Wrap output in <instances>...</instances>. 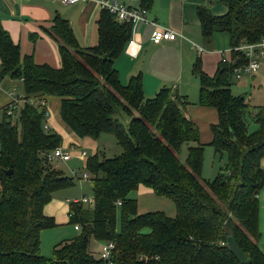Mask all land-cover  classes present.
<instances>
[{
  "label": "trees",
  "instance_id": "obj_1",
  "mask_svg": "<svg viewBox=\"0 0 264 264\" xmlns=\"http://www.w3.org/2000/svg\"><path fill=\"white\" fill-rule=\"evenodd\" d=\"M136 2L145 12L152 4ZM222 2L226 12L219 16L204 6L196 8L205 48L215 32H225L231 47L264 35V0ZM131 27L99 9L97 41L81 48L68 22L54 15L51 25L42 28L58 46L60 67L52 68L34 63L31 55H20L0 25V82L20 81L26 95L58 98L60 119L77 137L96 140L108 134L120 148L111 157L96 151L86 158L92 199L68 201L67 224L76 225L77 234L55 244L51 257H45L40 232L56 223L43 208L55 191L72 186L75 179L47 160V154L61 146V138L43 129L45 106L23 97L20 104L3 107L0 264H105L98 257L101 243L112 244L110 264H264V246L258 245L264 98L262 104L252 105L230 90L232 70L245 59L231 50V61L220 60L212 76L202 71L199 57L193 61L198 106L216 113L208 145L225 156L219 172L206 181L201 177L203 145L186 113V95L161 87L145 98L139 72L124 84L119 80L114 62L124 52ZM37 37L29 34L31 42ZM138 187L170 199L174 216L137 213L130 193ZM225 235L244 253V262L228 250Z\"/></svg>",
  "mask_w": 264,
  "mask_h": 264
},
{
  "label": "crops",
  "instance_id": "obj_2",
  "mask_svg": "<svg viewBox=\"0 0 264 264\" xmlns=\"http://www.w3.org/2000/svg\"><path fill=\"white\" fill-rule=\"evenodd\" d=\"M118 1L128 7H138L136 0ZM198 6L206 7L214 16H219L226 12V6L222 0H152L151 6L146 11L147 19L154 22L156 25L171 29L177 33L173 41H161L159 43H153L151 40V33L155 28L152 24L142 21L136 23L132 36L133 39L140 44L139 50L134 57H130L124 49V52L117 58L121 57L122 54H126L129 58L136 59L139 57L141 59L139 64L137 59L135 63L127 65L126 69L124 68L123 71L126 70L128 79L137 69H140L143 73V75H141V87L142 91L146 94L149 93V89L151 91L156 89V92L161 88L158 87V85L160 84L159 81L162 75L158 73L157 66L162 63L171 65V59L175 61L174 66L180 65V58H178V56L181 58L184 57L185 51L183 48L190 49L193 53L190 57V59H192V57L193 59L189 64V71L192 76H194L192 74V65L196 57L200 58L201 69L208 76L214 74L221 58H230L231 46L228 35L225 32H215L209 47L205 48L196 16V8ZM98 10L99 8L94 2L85 1L63 4L59 0H0V25L9 34L12 42L18 45L20 55H31L34 63L38 65L45 64L52 68H59L60 57L57 43L46 35L42 31V28H48L51 25L52 17L54 15H59L70 25L77 44L81 48H86L95 45L97 41L95 19ZM30 33H35L38 36L34 42H31L29 39ZM195 46H199L201 50L197 51L196 48H194ZM146 60L153 67V72H155V76L153 73H149L150 81L146 79L145 76V69H147ZM153 60L156 61L157 64H155ZM138 72L141 74L140 71ZM233 81H238L237 83L240 84V87L245 91L249 89L248 91L259 92L257 94L263 93V98L264 91L261 88L264 83V60L259 62V68L255 72L242 76L239 79H234ZM232 85L233 83L231 82V86ZM145 87L146 89H144ZM171 88L177 91L178 87L172 86ZM37 96V94L26 95L20 81L10 80L8 78L3 79L0 82V116L3 107L12 105L13 103H16V105L20 104L21 100L23 101L24 99L23 97L32 100V98H37ZM42 98L44 99L46 110L44 123L48 126V130L60 136V147L72 153L70 159L72 157H77L80 151H85V147L92 150L91 154L98 151L95 140L88 137H77L67 125L62 122L59 116L60 103L58 98L51 96H42ZM207 112L209 113L208 110ZM213 113L209 114L213 115ZM213 117H215L216 120V113ZM85 160L86 158L84 160L81 159V162L83 161L85 164ZM66 162H56L55 166L60 169L62 164ZM79 175L80 173H76L74 177L75 180H88L83 179L81 175ZM81 198L86 197L82 195L79 198H73L71 201ZM65 203L66 206L63 209L65 211V217L61 222H57V219H60L61 215L57 216L56 220L54 219L56 224L67 223V199H65ZM54 210L55 208L50 207V202L43 208L44 214L53 218L54 215H56Z\"/></svg>",
  "mask_w": 264,
  "mask_h": 264
},
{
  "label": "rangeland",
  "instance_id": "obj_3",
  "mask_svg": "<svg viewBox=\"0 0 264 264\" xmlns=\"http://www.w3.org/2000/svg\"><path fill=\"white\" fill-rule=\"evenodd\" d=\"M193 42V41H192ZM190 47V46H189ZM185 53L184 57L180 58V65L174 66L175 61L171 59V65L162 63L157 66L158 73H161L160 84L158 87H168L177 86V92L182 95H186L188 100V106L186 113L189 114L191 120L195 123L199 132V142L203 145V156H202V170L201 177L209 181L211 180L220 170L222 164L225 161V156H219L216 154L211 146L208 145L210 142V130L209 126L212 124L211 122L215 121L214 109L206 108L209 113H213V115L209 114L205 108H200L197 103V92H198V81L195 76H192L189 71V64L192 53V50L183 48ZM138 59V60H137ZM137 60L138 64L141 62V59L137 57L136 59L129 58L126 54H122L121 57L117 58L115 61V68L118 72L119 80L122 84H124L127 80L126 69L127 65L135 63ZM154 61V60H153ZM157 64L156 61H154ZM145 76L146 79L149 80V73H153L155 76V72H153V67L146 60ZM141 72L140 69H137L135 72ZM134 72V73H135ZM133 73V74H134ZM135 73V74H136ZM231 82L233 85L231 86V94L233 95H245L249 99V102L252 105H260L263 102L262 94H257V91H248L249 89L243 90L238 84V81ZM150 81V80H149ZM262 90L264 91V83L262 84ZM157 87V88H158ZM146 89V87L144 88ZM156 89L152 91L149 89V93L143 92V96L145 98H151ZM262 92V91H261ZM1 118V116H0ZM95 144L97 146V150L101 151L106 157H111L119 153L120 148L117 145L115 139L108 135L102 134L96 140ZM69 151V150H68ZM91 149L85 147L86 156L85 158L91 155ZM100 153V154H101ZM72 154V153H71ZM184 151L182 150L180 154V159L184 158ZM83 161L81 162V158L72 157L65 164H62L60 171L66 177H72L70 172L75 171L76 173H87L84 167ZM261 166L264 169V158L261 160ZM79 175V176H80ZM75 179V178H74ZM85 196L87 199H92V191L91 186L88 180H73L72 186L60 189L55 191L51 196L50 207L55 208L54 218L56 220L57 216L61 215V220L58 218L57 222H61L65 217V211L63 210L66 206L65 199L67 201L72 200L73 198H79L80 196ZM130 197L135 199L136 203V211L137 213H146L150 211H161L167 216H174V206L170 199L164 196L155 195L152 191L145 189L143 187H138L137 190L132 191L130 193ZM63 211V212H62ZM119 218V212H118ZM258 229L260 233L258 245L260 247L264 246V185L260 189L258 193ZM77 234V231L73 229V226L70 224L59 223L52 229L42 230L40 236V253L45 257H51L53 246L61 241L69 240L73 236ZM99 249V248H98ZM45 252V253H44ZM45 254V255H44ZM97 255V254H96Z\"/></svg>",
  "mask_w": 264,
  "mask_h": 264
},
{
  "label": "built area",
  "instance_id": "obj_4",
  "mask_svg": "<svg viewBox=\"0 0 264 264\" xmlns=\"http://www.w3.org/2000/svg\"><path fill=\"white\" fill-rule=\"evenodd\" d=\"M63 4H73L78 1H85V2H94L99 9H104L114 15V17L119 20V21H125L131 23V37L126 43L125 46V52L130 56L134 57L137 53V51L140 48V44L137 43L133 39V31L135 28L136 23L142 21L145 23L152 24L155 28L151 33V40L153 43H159L161 41H173L176 32L162 27L160 25H156L154 22H151L147 19L146 17V12L143 9L139 8H133V7H128L124 5L123 3L119 2L118 0H59ZM197 51H200L199 46H195ZM231 50L241 52L243 58L245 59V63L236 66L232 70V78L233 79H239L242 76L251 74L255 72L259 68V62L264 60V35L256 42L254 43H241L235 47H231ZM230 50V51H231ZM221 61H231V59H225L221 58ZM30 102H37L40 105H44V99L42 97H37V98H32ZM16 104V103H14ZM6 114L12 115L14 118L15 116L12 114V111L6 110ZM43 129L45 131L48 130V126L43 123ZM71 152L68 150H65L61 147H56L52 151H50L47 154V160L50 161L51 163H56V162H66L67 160L70 159L71 157ZM85 151H80L77 154V157L81 159H85ZM76 173L75 171H71V176L75 177ZM81 177L83 179H87V174L82 173ZM82 202H87L88 200L86 198H81L80 199ZM74 228L76 229L77 226L74 225ZM112 248L111 243H101L98 249V257L102 258L105 260V264H110L109 261V251Z\"/></svg>",
  "mask_w": 264,
  "mask_h": 264
},
{
  "label": "water",
  "instance_id": "obj_5",
  "mask_svg": "<svg viewBox=\"0 0 264 264\" xmlns=\"http://www.w3.org/2000/svg\"><path fill=\"white\" fill-rule=\"evenodd\" d=\"M7 173L10 174L11 170H7ZM225 244L228 248V250L235 256V258L239 262H244L246 260V256L244 253L237 247L234 239L230 235H225L224 238Z\"/></svg>",
  "mask_w": 264,
  "mask_h": 264
}]
</instances>
